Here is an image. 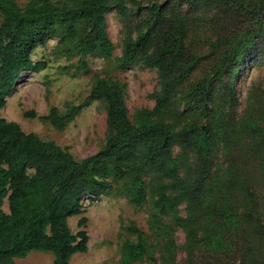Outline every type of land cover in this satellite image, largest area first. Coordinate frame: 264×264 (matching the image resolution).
<instances>
[{
  "label": "trees",
  "instance_id": "trees-1",
  "mask_svg": "<svg viewBox=\"0 0 264 264\" xmlns=\"http://www.w3.org/2000/svg\"><path fill=\"white\" fill-rule=\"evenodd\" d=\"M114 1L123 16H127V2L135 5V14L146 11L147 26L136 28L135 35V27L125 23L118 62L143 61L157 67L161 90L156 104L137 111L132 123L121 82L96 77L82 103L71 104L61 114L50 107L41 118L63 129L90 101L105 102L110 131L96 153L80 160L53 141L25 132L18 123L0 116V264H14L15 258L32 250L52 253V264H69L74 253L85 249L86 236L83 229L73 233L67 219L80 212L82 195L109 189L103 181L109 174L114 179L129 180L127 189L134 206L146 202L150 206L149 233L134 220L126 226L134 238H126L121 245L125 263L202 264L205 256L232 252L245 257L238 264H264V247L256 244L257 239L264 242V210L249 173L243 166L233 168L215 161L218 144L225 145L233 134L230 110L222 109L200 125L192 121L175 128L167 122L174 85L195 68L198 60L187 53L164 2L153 0L143 6L135 0ZM218 1L236 15H246L252 23L236 45L224 52L225 63L230 60L237 65L241 59L238 48L249 49L259 34H264V8L243 0ZM109 2L30 0L19 6L16 0H0V108L21 72L42 65L33 62L30 54L47 37H57L79 55L109 56L113 50L105 27ZM210 90L211 78L198 81L186 92L187 106L210 113ZM227 90L232 101L235 92L231 83ZM27 114L34 115L32 111ZM243 151L248 156L264 154V132L241 140L238 153ZM4 202L8 211L3 209ZM182 204L184 214L180 212ZM84 222L81 217L77 224ZM177 228L185 233L182 245L174 239ZM243 236L252 239V247L239 244ZM180 251L184 256L177 261Z\"/></svg>",
  "mask_w": 264,
  "mask_h": 264
},
{
  "label": "rangeland",
  "instance_id": "rangeland-1",
  "mask_svg": "<svg viewBox=\"0 0 264 264\" xmlns=\"http://www.w3.org/2000/svg\"><path fill=\"white\" fill-rule=\"evenodd\" d=\"M28 1L16 0L19 6ZM135 1L145 6L153 0ZM157 1L164 2L165 12L170 14L169 19L187 53L198 60L195 68L174 85L169 106L172 113L166 117V121L175 128L192 121L200 125L206 119H213L222 109H229L233 117V134L225 145L218 144L215 161L223 166L245 167L252 189L264 210V154L248 156L245 151L238 153L241 140H251L264 132V34H259L249 49L242 51L241 47L238 48L241 59L237 65L230 60L225 63L224 52L234 47L239 37L252 27L246 15H236L228 5L218 0ZM243 1L252 7L264 8V0ZM114 2L110 0V10L105 14L107 36L113 43L109 56L97 53L79 55L66 43L58 42L57 37H47L30 54L33 62H42V65L37 70L21 72L6 96L4 106L0 108V116L18 123L25 132H33L43 140L60 145L77 160L96 153L104 144L110 131L105 102L90 101L63 129H56L41 118L48 114L50 107H56L61 114L71 104H80L85 100L96 77L112 78L123 85L127 116L135 123L137 111L153 108L161 90L156 66L143 61L118 62L124 43L125 23L129 22L132 28L135 27L133 35L136 28L147 25L144 22L145 10L135 14V5L127 2V16H123ZM204 78H211L210 113H203L186 104L187 90ZM230 83L235 92L232 101L227 97ZM31 111L33 116L27 114ZM174 152H177V147ZM103 181L109 185V189L104 193L82 195L80 212L67 219L73 233L83 229L86 236L85 249L74 253L69 264H147L145 260L125 263L121 245L126 238H134L126 230L130 220L149 233L148 202L140 207L133 205L127 189V178L114 179L109 174ZM3 209L8 211L7 202H4ZM180 212L185 213L183 204ZM81 217L85 222L79 226L77 223ZM162 220L171 222L170 218ZM174 239L178 245L184 243L182 228L176 229ZM239 244L249 248L253 241L249 236H243ZM256 244L264 247L261 239H257ZM183 256L181 251L178 252L177 261H181ZM197 258L200 260V255ZM241 258L245 257L229 252L220 257L205 256L202 264H238ZM52 260V253L32 250L22 258H15L14 264H52Z\"/></svg>",
  "mask_w": 264,
  "mask_h": 264
}]
</instances>
